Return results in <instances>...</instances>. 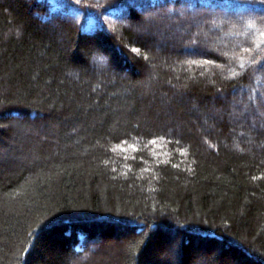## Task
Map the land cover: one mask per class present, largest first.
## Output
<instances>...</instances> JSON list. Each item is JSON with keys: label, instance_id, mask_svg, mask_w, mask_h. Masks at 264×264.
Wrapping results in <instances>:
<instances>
[{"label": "trees", "instance_id": "trees-1", "mask_svg": "<svg viewBox=\"0 0 264 264\" xmlns=\"http://www.w3.org/2000/svg\"><path fill=\"white\" fill-rule=\"evenodd\" d=\"M185 1L0 0V264H264V0Z\"/></svg>", "mask_w": 264, "mask_h": 264}, {"label": "rangeland", "instance_id": "rangeland-1", "mask_svg": "<svg viewBox=\"0 0 264 264\" xmlns=\"http://www.w3.org/2000/svg\"><path fill=\"white\" fill-rule=\"evenodd\" d=\"M185 1V0H184ZM187 3H189L188 1H185ZM180 18L182 19H185L187 16L186 14L184 15H179ZM195 17V16H194ZM174 17H170L169 20H168V23L170 21H173L174 22ZM219 19H213V21L211 22L210 26L207 28V29H204L202 28V25H198L196 23H192L191 25L193 26V28L195 29L194 31V35L195 36H199L201 35V37L203 39H205V42L207 43V46L210 50H213L214 48H217V46H221V47H224V49H230L229 48V45H231V40L234 39L235 37L239 36L240 34H242V32H246L248 30H251V27L249 25H246V23L243 24V26L240 28V31L241 32H237L235 31L234 29H231L229 31H226L224 32L221 28H220V25H219ZM182 25L180 24V27ZM166 28H171V27H166ZM184 30V29H183ZM181 30V28H175L174 31L177 33V35L179 34H183V33H186L185 30L183 31ZM217 33V34H216ZM157 36H158V39L161 41V40H164V38H169V36L166 34H163L162 31L159 30V32H157ZM190 51V50H189ZM218 52V51H217ZM192 53H190L189 55H191ZM257 77H263L264 79V74L262 76H259L257 75ZM261 86V85H260ZM98 241V242H97ZM95 243L94 246H91V251L94 252L96 250V246L98 243H101V241L99 240H94L92 241ZM93 243V244H94ZM87 260V257L85 256L84 258H81V261L82 262H85Z\"/></svg>", "mask_w": 264, "mask_h": 264}]
</instances>
